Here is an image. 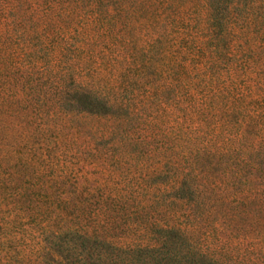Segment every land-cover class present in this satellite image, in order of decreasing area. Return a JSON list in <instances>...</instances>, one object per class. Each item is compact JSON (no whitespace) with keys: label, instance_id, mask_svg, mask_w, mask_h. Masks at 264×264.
<instances>
[{"label":"trees","instance_id":"16d2710c","mask_svg":"<svg viewBox=\"0 0 264 264\" xmlns=\"http://www.w3.org/2000/svg\"><path fill=\"white\" fill-rule=\"evenodd\" d=\"M9 1V13H26L27 1ZM38 2L43 13H80L84 20L74 45L64 33L76 25L65 21L56 28L63 33L58 56L76 52L78 60L99 39L97 47L117 49L99 68L90 60L78 64L86 74L74 81L71 65L62 68L51 89L57 108L73 105L91 121L92 141L126 145L133 157H139L132 147L141 129L145 139H158L160 149L152 152L160 181L146 194L157 191L161 203L163 192L169 194L165 221L149 223L143 212L122 226L125 208H112L124 199L119 191L98 192L97 209L95 189L56 191L72 184L66 175L61 182L46 180L42 193L26 192L28 185L19 182L26 163L19 159L12 170L18 180L8 183V217L41 228L50 243L42 246L43 263L55 251L52 262L87 264L83 252L91 250L88 264H264V0ZM148 33L151 43L142 44ZM94 69L96 79L87 81ZM33 93L25 101L32 102ZM94 156L103 161L106 155L97 149ZM159 156L171 162L166 181ZM66 239L81 248L75 260L64 254Z\"/></svg>","mask_w":264,"mask_h":264},{"label":"rangeland","instance_id":"374dc122","mask_svg":"<svg viewBox=\"0 0 264 264\" xmlns=\"http://www.w3.org/2000/svg\"><path fill=\"white\" fill-rule=\"evenodd\" d=\"M25 1L26 13H9L8 6L11 2L0 0V264H44L42 246L50 244L48 239L46 241L40 234V227H34L27 221L17 224L8 217V211L13 210L12 205L8 203V183L18 180L17 174L12 170L17 168L19 159L26 163L23 167V178L19 180L24 186L28 185L29 190L26 192L42 193L46 180L61 182L63 175H66V179L72 181V184H62L56 191L67 190L70 193L78 188L95 189L93 200L96 203L93 202L92 207L97 209L102 205L97 200L98 192L119 191L124 195V199L112 208L116 205L125 208L121 211L122 226H129L136 218H140L143 212L149 214V223L155 224L156 219L165 221L163 216L167 214L169 197L167 192H163L162 200L166 199V202L161 203L158 201L157 191L146 194L148 189H153L151 187H156L160 181L154 169L160 163L157 164L155 160L157 153L152 152L155 147L160 149L158 139H145L148 134L141 129L142 132L137 135L140 140L132 147L137 149L135 151L140 149L139 157H133L134 152L126 145L120 146L119 149L112 140L92 141L87 126L91 121L86 116L79 117L74 112L73 105L67 104L62 111L55 105V94L51 89L61 76L62 68L71 65V79L74 81L76 76L80 77L78 73L86 74L80 71L78 64L90 60L89 63L95 69L99 68L101 58L104 57L107 63L110 62L117 49L113 46L109 49L106 46L102 49V46L97 47L101 40L99 39L95 46H86L83 50L85 54L81 53L78 60L74 58L76 52H61V56H58L63 33L57 32L56 28L65 21L76 25H72L73 28L64 33L68 44L74 45L77 37L84 34L81 24L84 20H80V13H72L69 16L63 13H43L38 0ZM152 39V35L148 33L140 42L149 45ZM95 69L91 71L87 81L96 79L97 72H93L97 71ZM136 73L131 72L132 77H136L133 75ZM110 77L112 76L107 75V79ZM73 87L72 83L67 88ZM30 91L34 96L32 102L29 99L25 101ZM16 96L22 100L16 101ZM163 128L162 126L161 130ZM169 142L167 141V144ZM97 149L105 153V160L95 159ZM149 153L153 155L149 156ZM165 153L168 155L170 151ZM157 158L163 161L160 166L161 175L166 181L171 175L170 159L167 156ZM62 166L65 168L62 169ZM36 172L40 176L35 177ZM8 174L11 179L9 182ZM86 179H90V182L86 183ZM107 200L109 202V199ZM132 230V237L137 241L139 229ZM56 242L60 241L53 243V248L57 251ZM78 246L79 244L73 241L65 240L64 254L68 259L75 260L78 257L77 254L81 252ZM88 252L91 250L83 252L87 264V258L91 256ZM56 254L54 251V257L50 253L45 256L50 260V264H57V260L52 262ZM154 263L156 261L151 262Z\"/></svg>","mask_w":264,"mask_h":264}]
</instances>
